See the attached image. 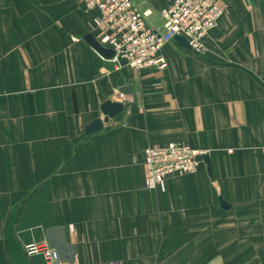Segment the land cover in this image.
Wrapping results in <instances>:
<instances>
[{
    "label": "crops",
    "instance_id": "crops-1",
    "mask_svg": "<svg viewBox=\"0 0 264 264\" xmlns=\"http://www.w3.org/2000/svg\"><path fill=\"white\" fill-rule=\"evenodd\" d=\"M175 1L133 0L154 27ZM221 1L206 55L173 40L167 70L134 72L85 43L77 0H0V264H45L24 246L56 228L75 264H264V0ZM108 101L124 113L87 137ZM171 142L212 176L146 190V148Z\"/></svg>",
    "mask_w": 264,
    "mask_h": 264
},
{
    "label": "built area",
    "instance_id": "built-area-1",
    "mask_svg": "<svg viewBox=\"0 0 264 264\" xmlns=\"http://www.w3.org/2000/svg\"><path fill=\"white\" fill-rule=\"evenodd\" d=\"M77 1L88 13L99 14L94 21L101 32L99 43L115 54L112 60L100 58L118 70L124 66L134 72L167 70L164 47L177 36L185 38L196 55H206V40L225 13L221 0H176L161 11L162 25L154 27L148 22L153 12L141 11L133 0ZM206 155L181 142L148 146L144 158L146 190H157L172 177L195 175ZM24 251L28 258L42 257L45 264H61L47 241L25 245Z\"/></svg>",
    "mask_w": 264,
    "mask_h": 264
},
{
    "label": "water",
    "instance_id": "water-1",
    "mask_svg": "<svg viewBox=\"0 0 264 264\" xmlns=\"http://www.w3.org/2000/svg\"><path fill=\"white\" fill-rule=\"evenodd\" d=\"M178 44L187 50H191L188 42L182 36H177L174 39ZM91 48H93L96 53L105 58L106 60H112L115 56L112 50H108L103 47L93 35H88L84 39ZM119 94L124 97H129L133 93V88L131 86H126L121 80L118 84ZM125 104L122 102L108 101L102 107L103 119H98L86 128V136L91 137L105 130V126H108L117 118L118 115L124 113ZM204 162L208 171L209 176H212V166L211 161L208 156L204 157ZM221 205L223 209L228 210V206L223 200H221ZM63 228L51 229L47 232V243L49 247L57 253L61 264H75L77 249L75 246L70 245L67 241L66 232Z\"/></svg>",
    "mask_w": 264,
    "mask_h": 264
},
{
    "label": "rangeland",
    "instance_id": "rangeland-1",
    "mask_svg": "<svg viewBox=\"0 0 264 264\" xmlns=\"http://www.w3.org/2000/svg\"><path fill=\"white\" fill-rule=\"evenodd\" d=\"M182 143H184V142H182Z\"/></svg>",
    "mask_w": 264,
    "mask_h": 264
}]
</instances>
